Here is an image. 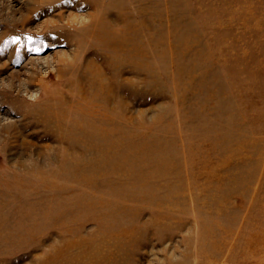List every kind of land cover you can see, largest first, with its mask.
Segmentation results:
<instances>
[{
	"label": "rangeland",
	"instance_id": "obj_1",
	"mask_svg": "<svg viewBox=\"0 0 264 264\" xmlns=\"http://www.w3.org/2000/svg\"><path fill=\"white\" fill-rule=\"evenodd\" d=\"M0 264H264V0H0Z\"/></svg>",
	"mask_w": 264,
	"mask_h": 264
},
{
	"label": "bare ground",
	"instance_id": "obj_2",
	"mask_svg": "<svg viewBox=\"0 0 264 264\" xmlns=\"http://www.w3.org/2000/svg\"><path fill=\"white\" fill-rule=\"evenodd\" d=\"M42 2V1H41ZM26 117V116H25ZM27 118V117H26Z\"/></svg>",
	"mask_w": 264,
	"mask_h": 264
}]
</instances>
